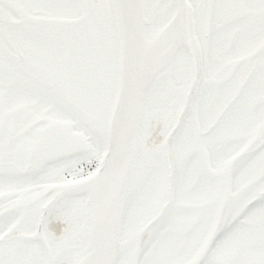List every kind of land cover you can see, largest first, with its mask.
<instances>
[{
    "label": "snow or ice",
    "instance_id": "snow-or-ice-1",
    "mask_svg": "<svg viewBox=\"0 0 264 264\" xmlns=\"http://www.w3.org/2000/svg\"><path fill=\"white\" fill-rule=\"evenodd\" d=\"M0 264H264V0H0Z\"/></svg>",
    "mask_w": 264,
    "mask_h": 264
}]
</instances>
